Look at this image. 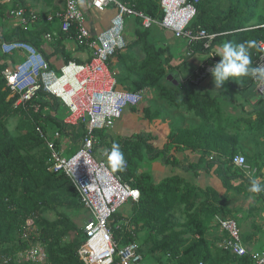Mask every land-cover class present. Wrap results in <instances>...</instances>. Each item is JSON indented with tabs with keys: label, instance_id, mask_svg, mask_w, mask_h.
<instances>
[{
	"label": "trees",
	"instance_id": "1",
	"mask_svg": "<svg viewBox=\"0 0 264 264\" xmlns=\"http://www.w3.org/2000/svg\"><path fill=\"white\" fill-rule=\"evenodd\" d=\"M12 1V6L15 8H22L26 13L29 12L23 0ZM120 1L152 19L160 20L162 17L158 6L159 0ZM198 1L197 14L189 29L192 31L203 29L208 35H214V38L207 48L203 47L205 40L198 41L190 47L178 41L185 46L188 58L209 54L212 57L205 64L215 65L220 58L215 56L216 53L213 50L223 41L239 44L246 40H255L258 44L264 45V18L258 17L256 13L260 0ZM3 15L5 16L4 13ZM254 20L259 22L249 26ZM150 30L142 28L135 30L134 41L129 43L126 40L129 44L125 50L118 52L110 60L109 64L114 70L118 88L129 92H144L145 89H152L172 108L184 109L190 116L196 117L199 124L189 129L176 128L164 138L159 149L153 146L154 138L150 134L134 133L118 138L116 141L112 138L107 141L108 130L92 132L95 139V153L103 148L110 149L114 142L120 144L127 161L126 169L122 172H113L110 167L109 169L117 174L123 183L137 189L140 195L138 202L130 206V217L121 216L119 213L112 216L110 222L113 238L121 247L137 245L138 252L141 254L142 245L138 239L141 227L151 226L155 229L171 211L183 212L186 222L182 224V232L177 235L171 232L172 225L169 227L161 225L159 230L161 235H164L167 230L170 233L154 245V250L166 257V264L200 262L224 264L227 261H234L235 264H252L250 255L240 258L230 255L214 246V242L209 243L206 236L212 230L213 218L228 213V194L231 192L242 194L246 190L245 185L249 184L250 179L245 177L241 169L234 166L232 160L241 154L240 145L243 138L247 137L245 135L259 132L264 128L262 110L264 105L260 97L258 100L249 98L248 94H255L257 97L251 79L242 78L239 84L235 80H229L225 84L235 94L244 95L245 101L249 100L254 116L234 120L231 117L224 118L217 97L200 92L199 83L196 85L189 79L183 83L177 81V77L180 76L179 65H171L173 59L168 47L148 41ZM158 30L162 31L160 33L162 36L165 30L160 27ZM49 32L54 33L49 45L52 53L50 56H45L50 68L54 70L57 68L50 62L53 57L60 59L61 64L72 60L80 62L72 58L71 52L67 51L64 45V42L72 41L74 38L73 30L63 33L60 28L53 29L51 25H45V28L40 31L33 29L27 33L15 30L13 36L4 34L0 36V42L17 37L40 49L44 44L41 37ZM136 46H140L144 52L142 60L133 59V56L125 54L129 51L128 48ZM80 51L82 49H77L76 53ZM259 53L261 54L259 50L252 51L253 66L256 64ZM2 57L4 60L8 58L13 61L14 56ZM5 68V63L0 62V257L3 260L1 261L10 264L12 261L7 258L13 252L28 249L27 242L20 236L26 221L31 220L39 230L38 238L47 245V264H83L77 251L86 239L84 227L79 230L65 215H58L59 217L54 221H48L44 217L58 207L81 206L78 195L68 179L63 174H52L48 171L50 152L35 129V126L43 131L61 129L64 113L61 112L59 119L54 117L52 113L58 114L60 105L45 99L41 94L32 101V104L40 105L39 113L34 114L32 110L25 113L15 109L14 99H9V90L1 76ZM203 69V65H200L197 71ZM197 71L194 74H197ZM172 72L178 73L174 79L177 82L176 86L173 81H167V77ZM231 102L240 106L235 98H232ZM150 110V107H146L141 112L147 121L152 123L155 118L162 115V111L150 113ZM130 113H138V109L132 108L128 114ZM14 118L18 119L16 136L9 131L8 124ZM34 149L39 151L33 154ZM169 152L199 153V157L187 166L189 181L173 174L155 184L148 171H139L144 161L154 162L158 159H163L169 166L177 167L180 157L168 155ZM102 160L107 162L106 156ZM206 176L212 177L221 185L222 195L212 187L202 188L193 184ZM258 195L264 199V192ZM253 227L255 230H260L258 225L254 224ZM69 234L76 236L70 243L62 242L63 237ZM251 236L248 235L245 238L241 236L243 243L248 242ZM113 264H118V261L115 260Z\"/></svg>",
	"mask_w": 264,
	"mask_h": 264
},
{
	"label": "built area",
	"instance_id": "2",
	"mask_svg": "<svg viewBox=\"0 0 264 264\" xmlns=\"http://www.w3.org/2000/svg\"><path fill=\"white\" fill-rule=\"evenodd\" d=\"M61 1L62 8L47 15L45 22L52 24L57 20L63 33L73 30L75 36L72 41L64 42L65 48L72 44L75 49H82L80 52L84 58L80 62L62 63L54 70L41 49L14 38L0 42V56L21 55L22 59L6 66L1 76L10 98L14 99L15 109L39 113L40 105L32 104V101L41 94L45 99L57 102L63 110L61 129L50 132L38 126L35 129L50 152L48 171L63 174L68 179L88 215L83 228L86 239L77 251L83 264H113L115 260L118 264H145L137 245L121 247L115 242L110 222L122 206L138 202L139 191L123 183L109 169L107 162L97 159L94 152L92 132L112 129L125 112L138 108L144 100L142 91L129 92L118 88L109 62L129 44L124 37L125 23L129 19L138 21L144 30L158 26L189 47L205 40L203 47L207 48L214 35H208L203 29H189L197 14L198 0H159L160 20L145 16L120 0H85L83 6L77 0ZM109 10L113 15L106 27L93 33L88 24L91 13L100 15ZM3 13L24 32L38 21L36 13H26L22 8ZM53 35V32L45 33L43 39L51 43ZM258 47L264 48V45L259 43ZM255 66H264V51L259 53ZM208 74L206 68L199 78ZM253 84L264 105V87ZM64 143L65 149L62 148ZM232 162L247 179L251 178L243 156H235ZM212 223L222 236L216 243L218 249L239 258L250 255L252 264H264V251L248 252L237 220L217 215ZM33 228V222L27 220L20 236L23 241L29 240Z\"/></svg>",
	"mask_w": 264,
	"mask_h": 264
},
{
	"label": "rangeland",
	"instance_id": "3",
	"mask_svg": "<svg viewBox=\"0 0 264 264\" xmlns=\"http://www.w3.org/2000/svg\"><path fill=\"white\" fill-rule=\"evenodd\" d=\"M61 1V0H60ZM5 0H0V27L1 30H5V32L13 30V25L10 20L6 19L3 15L2 10L8 11L9 8H15L12 6L13 1L10 3L9 6L5 5ZM63 3L61 1V6L59 8H62ZM16 9V8H15ZM113 13V12H112ZM257 16L264 18V0H260L259 7L257 9ZM259 21L254 20L249 24V26L256 25ZM12 26V27H11ZM16 26V25H15ZM141 26L138 21H135L133 19H129L125 23V31H124V37L129 42L132 43L134 41V32L137 29H140ZM17 28H15L16 30ZM19 29V28H18ZM162 31L158 30V27H152L150 30V40L148 41L155 42L158 45L162 47H168L169 52L172 56L173 62H171V65H179V72L180 76L177 77V81L179 83H183L185 80L189 79V81L198 84V90L202 93H208L211 97H217L218 99V105L220 107L221 114L224 118H232L238 119V118H247V112L249 111L248 108L252 107L249 103V100L245 101L243 96L240 94H235L233 91H231L226 84H224L219 90L215 88V85L213 83V78L211 76V73L209 72L207 77L199 78L204 70L206 68L210 69L214 64H205L208 59L212 57V55L202 54V55H195L191 58L187 57V51L185 46H182L179 44L177 40L173 38V36L168 32H163L162 36L160 35ZM159 40V42H158ZM129 51H126L125 54L133 56V59L137 58L138 60H142L144 57V52L142 48L139 46H136L134 48L130 47L128 48ZM217 46L213 50L214 53H216ZM126 55V56H127ZM0 62L5 63L6 66L11 64L13 61H10V59H3L2 56H0ZM115 63H117L115 61ZM200 65H203L202 71H197L198 67ZM121 66V65H120ZM124 69V68H123ZM197 71V74L194 72ZM201 81V82H200ZM127 83V82H126ZM144 92V100L142 104L137 108L138 113H130V114H124L123 118L118 121L115 126L107 131V141H110L112 138L114 141H116L118 138H122L124 136H130L134 133L139 134H150L152 138H154V141L152 142L153 146H155L157 149H159L163 143V140L165 136L172 130H175L176 128H194L198 126L199 121L196 117L193 115L190 116L184 109H174L169 104L163 100L160 99V97L156 94L155 91L152 89L143 90ZM250 99H257L259 96L254 94H248ZM235 98L236 102L240 104V106L235 105L231 102V99ZM9 99L10 95H9ZM60 107V106H59ZM150 107V113H153L157 110L162 111V115L159 118H155L152 123H149L147 121V118L144 117L141 110L143 108ZM264 112V108L262 109ZM61 112L63 113L62 108L60 107L58 110V114L54 112L52 115L56 118H60ZM128 115V117L126 116ZM132 117L133 119H130ZM132 120L129 124V120ZM18 119L14 118L9 121V131L16 136V126L18 124ZM47 129V128H46ZM161 129V130H159ZM48 132H50L49 129H47ZM25 133V132H22ZM246 138H243V142L241 143V154L246 161V166L250 169V177L256 178L260 181L261 186L264 187V128L259 132H252L251 134L245 135ZM66 143V141H65ZM62 145V148H66V145ZM63 144V143H62ZM79 146V144L75 145ZM40 149V148H39ZM39 149H34L33 154H36ZM72 151H75V149H72ZM96 158L97 159H105L104 154V148L100 151L96 152ZM155 163L159 165L162 169L165 168L167 171V175L165 177L172 176L173 174L170 173V171H173L174 167H171L168 165L167 162H165L163 159H158L156 162H148L144 161L141 164L140 172L148 171L149 167H155ZM156 167L158 168V166ZM165 166H169L165 167ZM159 167V169H160ZM153 169V168H152ZM151 170V169H150ZM170 170V171H169ZM177 172L180 174L182 171L177 170ZM252 175V176H251ZM162 177V176H161ZM163 178L160 179V181ZM215 180V179H214ZM155 184H157L155 181H153ZM198 184V183H197ZM195 184L196 186H198ZM202 185V184H199ZM204 187V186H203ZM249 187V184L245 185V192L242 194H236L235 192H231L228 195V206L229 210L228 213H225L222 215V217H237L238 223L241 231V236L243 238L247 237L250 233V230H246L242 228V224L239 222V219L241 218L244 220L247 224H250L251 222L253 225H258L257 221L260 222L262 217L261 212H257L259 210L258 204L261 203L264 205V199L261 198V195L253 194L247 191V188ZM130 205L127 204L125 206H122L118 213L121 216H129L130 217ZM58 215H65L68 216L71 221L77 226L79 230H81L84 227L85 222L88 220V215L86 211L81 207H75V208H69V207H58L54 212H49L45 214V219L48 221H54L59 217ZM243 215V217H242ZM264 216V215H263ZM236 219V218H235ZM186 222L185 214L183 212H176L171 211L165 220L161 222L162 226H173V229L171 232L176 233L177 235L182 232V224ZM160 224L156 226L155 229L150 227H141V230L139 232L138 239L140 240L139 243H141V256L143 258V262L145 264H166V257L162 256V253L159 251L154 250V245L156 242L160 241L164 236H168L170 233L168 230L165 232L164 235H161L159 230L161 229ZM212 230H217L213 226V223L211 222ZM260 227V226H259ZM251 228V227H250ZM262 230V227H260ZM212 230L210 233L207 234L206 240L209 243H213V236H215V233H212ZM253 229H251L252 231ZM259 234L261 235V238L264 237V231H259ZM76 235L69 234L67 237H63L62 242L64 243H70ZM39 230H37L36 226L32 229V234L27 242L28 249L23 250H16L11 254L10 257L7 259L12 261L10 264H47V255H46V244H44L39 238ZM18 238V237H17ZM16 238V239H17ZM222 236L220 235V239L216 242L221 241ZM18 243V242H17ZM16 243V244H17ZM248 244L246 242L244 245ZM256 244H259L261 246L264 245V240L259 239ZM216 246L215 244H213ZM216 248V247H215ZM255 248V247H254ZM255 250H259L258 248H255ZM2 258L0 257V264H6L2 263ZM9 262V261H8Z\"/></svg>",
	"mask_w": 264,
	"mask_h": 264
},
{
	"label": "crops",
	"instance_id": "4",
	"mask_svg": "<svg viewBox=\"0 0 264 264\" xmlns=\"http://www.w3.org/2000/svg\"><path fill=\"white\" fill-rule=\"evenodd\" d=\"M11 2H12V0H8L5 3V5L9 6ZM23 2H24V6L29 9V12H34L38 16L37 23L35 25H33V26H29L28 30L26 31L27 33L29 31H33V29L40 31V30H42V28H45V25H51V27L53 29L59 28V23H58L57 20H55L52 24H48V23L45 22V17L47 15L53 14L56 10L59 9V7L61 6V1L60 0H23ZM9 10H11V8H9ZM2 11L5 12L6 10L5 11L2 10ZM112 15H113V13L110 10L105 12V13H103V14H100V15H97L95 13H91L88 24H89V27L91 28L92 32L93 33H98L104 27H106V25H107L108 21L110 20V18L112 17ZM5 18L7 20L9 19V17H7L6 15H5ZM10 22L12 24H14L13 27L11 26L13 28V30L11 29V31L5 32V30H1V27H0V36H4V34L9 35V36H13L14 35V31H15V28H16V26H15L16 23L14 21H10ZM16 30L18 31L20 29L17 28ZM15 38H17V37H15ZM41 39L44 41V44H42L40 49L44 52L45 56H50L51 53H52V50L49 47L50 43H47L43 39V36L41 37ZM44 45H47V46H44ZM76 50L77 49H75L72 44H70L68 46V49H67V51L71 52L72 58L78 59V60L83 59L84 58L83 54H81V52L80 53H76ZM21 59H22L21 55H16L15 57H13V61H20ZM50 62L55 64L56 67H58L61 64L60 59H58L57 57L51 58ZM248 110L249 111L247 112V114H248L247 117H250V116L253 117L254 116L253 108L250 107V108H248ZM125 114H128V113H125ZM126 116L128 117V115H126ZM130 119H133V118L130 117ZM131 121L132 120H129V124L131 123ZM173 131L174 130L170 131L166 136H168ZM168 155H175V156H179L180 157V162H179L178 166L174 167L173 171L169 170L170 173L178 175L179 177L185 179V181H189V174L186 172L187 166H188L189 163L193 162L197 157H199V153H197V152H195V153H189V152H185V153L172 152L171 153V152H169ZM156 161H154V162H156ZM156 165L157 164L155 163V165H154L155 167H152L153 169L151 167H149V173L151 174V176L153 178V181L158 183L161 178H164V176L167 175V171L165 170V168L162 169L159 165H157L158 166V168H157ZM159 167H160V169H159ZM165 167L169 168V166H165ZM177 170H181L182 172L179 174L177 172ZM193 184L194 185L197 184L198 186H200L202 188L212 187L217 192H219L220 195L223 194V191L221 189V185L216 180H214L212 177H210V176H206V177L200 179L199 181H195ZM199 184H202V185H199ZM228 206L230 207V205H228ZM258 208H259V210L257 212H261V211L264 212V205L263 204L259 203L258 204ZM228 210H229V208H228ZM263 215H264V213H262V217L263 218H261L260 222L257 221L259 226L262 227V230L260 229L259 231H264V216ZM221 216H222V214H221ZM242 217H243V215H242ZM230 218H233V217H230ZM235 218H233V219L237 220V222H238V218L237 217H235ZM239 222L243 223L241 225L242 228L246 229L247 231L250 230V233H248V234L252 235L251 239L248 241V244L245 245L247 250L250 249L251 253H261V252H263L264 251V245L259 247L260 245L256 244V243H257V241H259V239H263L264 240V237L261 238V235L259 234V231L255 230V228L253 227V223L251 222L250 224L245 225L246 222L244 220H242L241 218L239 219ZM251 229H253V230L251 231ZM214 232H216V233H215V236H213V241H214V244L216 245V243H218L216 241H218L220 239V233H219L218 230H215V231L212 230V233H214ZM254 247L258 248L259 250H255ZM224 264H235V263H234V261H227Z\"/></svg>",
	"mask_w": 264,
	"mask_h": 264
},
{
	"label": "clouds",
	"instance_id": "5",
	"mask_svg": "<svg viewBox=\"0 0 264 264\" xmlns=\"http://www.w3.org/2000/svg\"><path fill=\"white\" fill-rule=\"evenodd\" d=\"M77 2L83 6L85 0H77ZM253 50L264 51V48H259L258 42L255 40H246L239 44L223 41L217 45L215 56L220 59L209 69L217 90L229 80H235L239 84L242 78H249L258 87H264V66H253ZM125 113H129V111ZM104 154L107 164L113 172H122L126 169L127 161L119 143H112L110 149L104 150ZM247 191L259 194L264 192V187L261 186L258 179L250 178Z\"/></svg>",
	"mask_w": 264,
	"mask_h": 264
},
{
	"label": "water",
	"instance_id": "6",
	"mask_svg": "<svg viewBox=\"0 0 264 264\" xmlns=\"http://www.w3.org/2000/svg\"><path fill=\"white\" fill-rule=\"evenodd\" d=\"M178 73L177 72H172L168 77H167V81H173L174 85H177V82L174 80L177 77ZM248 252L250 253V249L248 250Z\"/></svg>",
	"mask_w": 264,
	"mask_h": 264
}]
</instances>
